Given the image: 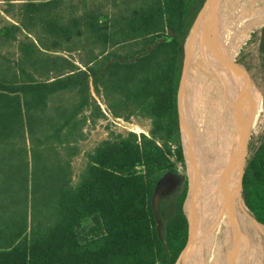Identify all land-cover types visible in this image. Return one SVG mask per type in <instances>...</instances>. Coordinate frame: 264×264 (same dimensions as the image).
Masks as SVG:
<instances>
[{"label":"trees","instance_id":"trees-1","mask_svg":"<svg viewBox=\"0 0 264 264\" xmlns=\"http://www.w3.org/2000/svg\"><path fill=\"white\" fill-rule=\"evenodd\" d=\"M205 1L119 0L112 14L64 17V0H40L22 4L19 26L0 31V47L32 27L91 46L83 69L33 42L0 63V264H176L189 230L178 90ZM257 50L264 57V24ZM93 94L112 117L142 116L151 127L101 141L72 186L83 114L104 116ZM167 177L176 182L161 190ZM241 197L264 227V137L245 161Z\"/></svg>","mask_w":264,"mask_h":264},{"label":"bare ground","instance_id":"bare-ground-1","mask_svg":"<svg viewBox=\"0 0 264 264\" xmlns=\"http://www.w3.org/2000/svg\"><path fill=\"white\" fill-rule=\"evenodd\" d=\"M232 5L235 10L232 9L230 13ZM237 5L238 0H208L185 49L178 114L181 143L186 156L187 177L190 183L187 212L190 225L188 243L179 257V264H210L212 256L218 252L223 241L226 246L224 257L226 264H241L243 257L239 231L241 220L239 221L238 217L241 203L238 192L241 190L245 127L248 125L251 127L255 119L256 92L246 75H243L238 84L236 91L238 101L234 106L231 100L224 95L219 97L217 92L219 84L223 81L222 63L231 61L241 40V37L236 39L241 20L237 19L238 21L236 20L226 32L228 26L232 24L231 18L236 8L239 7ZM196 60L198 67L200 69L202 67L203 74L198 81L200 90L204 93H200L196 99L199 105L196 106L194 102L195 111L192 115L198 113L194 122L201 127L203 135L207 130V117L211 112L207 103L213 99V105L217 102L220 105L219 118L222 120L228 118V123L231 121L234 124L236 134L231 135L229 128L223 133L220 130L215 131V135L220 134V142H213L209 147L203 148V154L199 153L200 156L196 155L198 152L185 112L183 94L189 67ZM242 88H245L244 92L241 91Z\"/></svg>","mask_w":264,"mask_h":264},{"label":"rangeland","instance_id":"rangeland-1","mask_svg":"<svg viewBox=\"0 0 264 264\" xmlns=\"http://www.w3.org/2000/svg\"><path fill=\"white\" fill-rule=\"evenodd\" d=\"M38 1L40 0H0V31L5 26H19L21 21L20 6L25 3ZM117 4H119V0H64L61 10L64 17L71 15L83 17V14L90 10L112 14L113 12L120 9L115 7ZM238 5L239 7L236 8L237 10L235 12L233 22L235 23L237 19L241 20V27L239 28V31L236 35V39L241 37V40L235 50L234 56L231 58V61L228 63L223 61L222 63L223 81H221L219 84L217 92L219 93V97L224 95L227 97V99L231 100V103L234 106L236 101H238V94L236 91L238 90V84L241 82L240 80L243 75L248 77L256 92L255 119L251 127L248 124V126L245 127L246 134H244V140H246V142L242 156V174L246 159L251 154L252 150L258 146L260 140L264 137V57H261L257 50V38L259 36V30L264 24V0H238ZM233 6L234 5L231 6L230 13L233 9ZM84 38L85 37L73 38L70 41L56 40L45 34L40 27L22 29L16 33L15 41H9L8 43L1 45L0 53L4 56V60L0 61V63L13 61L20 56L19 43L33 42L40 49L42 54L64 57L72 61L80 69H83L79 63V60L83 59L85 57L86 51L91 48V46L86 43ZM197 62L198 61L196 60V62L191 64L189 67L188 74L183 85V94L184 104L186 105L185 112L187 114L190 130L192 131V138L196 143V151L198 152L196 155L200 156L199 153L203 154V148L209 147V145L213 142L217 143L219 141L220 134H216V137L215 131L220 130L221 133H223L228 131L229 128L231 135L233 134L236 136V134L234 124H232L231 121L228 123V118L223 120L219 118L220 115L218 116V111L220 109V105L218 102L213 105V99L207 103L208 110L210 109L211 112L209 117H207V130H205L203 135L201 134V127L194 122L192 115L194 102L199 97L200 93H204L200 90L201 88L198 81V77H200L203 73L198 67ZM244 89L245 88H242L241 91L244 92ZM93 96L100 105L104 116L98 119H91L89 118L88 112L83 114V116L87 117L88 120L85 122L82 128V137L76 141L74 145L77 146L78 152L71 159L72 186L76 185L79 174L87 164V154L92 152L101 141L111 136H126L129 132L135 133L137 135H148L151 127L150 120L142 116L134 115L127 120L112 117L107 112L102 99L95 96L94 94ZM184 161L186 175L188 176V167L186 165L185 153ZM175 182V177L165 178L161 183V190H167ZM188 184H190L189 178ZM189 192L190 185L185 203L186 214L188 212V202L190 197ZM238 193L241 203V212L238 213V217L240 218L239 221L241 220L239 222V231L243 247V257L241 264H264V227L259 225L244 207L241 197V190ZM202 200L203 198H201V201ZM90 225L91 221L89 219H85L81 223V228L82 230H87ZM245 236L249 239L251 247L247 243ZM224 243L225 242L223 241L218 249V252L216 254L214 253L210 264H226L224 260L226 246ZM176 264H179V259Z\"/></svg>","mask_w":264,"mask_h":264},{"label":"water","instance_id":"water-1","mask_svg":"<svg viewBox=\"0 0 264 264\" xmlns=\"http://www.w3.org/2000/svg\"><path fill=\"white\" fill-rule=\"evenodd\" d=\"M207 1L208 0H206L205 2H204V4H203V6H202V8H201V10L199 11V13L202 11V9L204 8V6L206 5V3H207ZM199 13H198V15H199ZM198 15H197V17H198ZM197 17H196V19H197ZM196 19H195V21H196ZM195 21H194V23H195ZM194 23H193V25H194ZM192 25V26H193ZM192 28V27H191ZM190 32V31H189ZM188 35H189V33H188ZM188 37V36H187ZM187 39V38H186ZM164 39H158L156 42H155V44L152 46V47H154L158 42H160V41H163ZM185 45V44H184ZM150 49H151V46H149V47H147V49H146V51L148 52V51H150ZM143 54H138L137 55V57H140V56H142ZM132 60H130L129 62H131ZM183 66H184V64H183ZM181 80H182V78H181ZM180 84H181V81H180ZM179 87H180V85H179ZM178 94H179V90H178ZM188 239H189V230H188ZM187 243H188V240H187ZM186 243V244H187ZM186 247V246H185ZM184 250V249H183ZM182 253V252H181ZM181 255V254H180ZM180 257V256H179ZM178 261V260H177ZM177 263V262H176Z\"/></svg>","mask_w":264,"mask_h":264}]
</instances>
